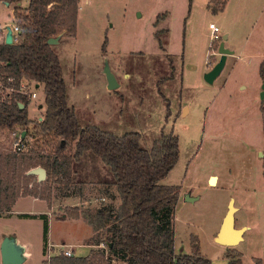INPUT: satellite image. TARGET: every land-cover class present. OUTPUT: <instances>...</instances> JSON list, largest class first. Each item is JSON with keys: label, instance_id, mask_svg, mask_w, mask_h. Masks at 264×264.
<instances>
[{"label": "rangeland", "instance_id": "rangeland-1", "mask_svg": "<svg viewBox=\"0 0 264 264\" xmlns=\"http://www.w3.org/2000/svg\"><path fill=\"white\" fill-rule=\"evenodd\" d=\"M207 3L79 0L75 35L58 34V42L51 46L61 64L68 104L81 125L94 124L116 135L138 132L141 146L147 149L162 133L178 137L177 161L161 180L179 186L173 217L175 252L191 253L196 242L199 253L212 264H226L228 252L241 254L243 264H255V258L264 264V154L259 155L264 153V138L258 73L264 55V0H232L225 11L217 13ZM26 4L27 0L20 1L21 6ZM11 18L12 7L0 0V23H10ZM211 22L219 27L221 39L211 40ZM227 31L231 38L225 43L235 52L228 55L212 83L203 79L200 83L199 68L207 67L205 51L214 49L218 61V45ZM2 34L0 29V38ZM105 56L119 84L112 90L106 87L102 72ZM36 92L42 109L27 106L34 121L45 108L43 86ZM11 144V131H0V150L10 149ZM85 160L75 166L78 176L72 178L71 191L85 179L79 176L83 168L90 176L86 179L92 181L85 197H99L103 188L94 182L111 174L99 158L86 154ZM209 174L218 175L217 183H209ZM52 187L55 196L50 207L32 195L15 202V210L38 214L0 215V244L14 234L24 239L21 264H42L47 259L44 237L54 244H64L61 239L66 247L72 244L75 256L89 251L91 225L84 218L77 222L57 218L65 206L78 205L80 199L73 197L75 193L65 198ZM187 195L195 199L186 200ZM231 197L241 207L234 213L235 226L247 228L238 244L223 246L215 236ZM107 201L117 206L118 194L114 191ZM82 208L93 212L96 206ZM45 212L51 216L40 215Z\"/></svg>", "mask_w": 264, "mask_h": 264}, {"label": "trees", "instance_id": "trees-1", "mask_svg": "<svg viewBox=\"0 0 264 264\" xmlns=\"http://www.w3.org/2000/svg\"><path fill=\"white\" fill-rule=\"evenodd\" d=\"M2 1L15 4L12 12L19 19L21 32L19 39L11 44L0 40V81L6 87L15 88L24 78L42 83L45 108L42 119L34 121L29 118L25 96L15 92L6 99L0 96V131L21 129L25 131V139L33 138L27 152L0 150V215L10 213L17 199L28 195L45 200L50 207L55 185L65 198L75 193L73 197L80 199L78 205L65 206L59 216L74 219L82 216L92 227L94 234L88 243L93 248L86 256L52 255L42 264H117V261L121 264H212L199 253L196 242L191 253H177L174 249L173 217L179 186L163 184L161 180L177 161L178 137L162 133L147 149L141 146L138 132L116 135L94 124L81 125L74 108L68 104L61 64L47 39L58 34L75 35L79 0H28L25 6L19 4L21 0ZM226 2L209 0L207 7L217 13L224 9ZM102 49H105L104 43ZM208 59L209 66L216 62L214 55ZM258 73L264 81V58ZM20 102L24 107H20ZM259 110L264 138V99ZM61 140L64 143L59 147ZM86 154L99 158L111 174L108 179L98 178L94 182L103 188L99 197H85L86 186L92 181L86 179L90 176L83 168L79 176L85 179L76 182L71 191L72 178L78 176L75 166L86 163ZM37 166L46 170L42 181L36 175L27 174ZM114 191L119 198L117 206L107 201L112 199ZM92 205L96 206L93 212L82 208ZM40 215L48 216L47 213ZM44 238L46 251L48 239ZM226 258V264H243L241 254L228 252ZM254 262L262 264L259 258Z\"/></svg>", "mask_w": 264, "mask_h": 264}, {"label": "water", "instance_id": "water-1", "mask_svg": "<svg viewBox=\"0 0 264 264\" xmlns=\"http://www.w3.org/2000/svg\"><path fill=\"white\" fill-rule=\"evenodd\" d=\"M6 4L9 2L5 1ZM12 36L13 32L10 28V26H7V31L4 36V42L7 44L12 43ZM60 38V35L49 37L47 39L48 44H54L58 42ZM226 40V36L223 37V40L219 42L218 45V54L219 59L216 61L213 66L204 73L203 78L207 83H212L214 79L220 74L222 71L226 56L228 54H232L233 51L227 48L224 44ZM103 74L105 75L107 84L106 87L110 90L115 89L118 87V82L116 80L115 74L110 69L108 59L105 56L104 57V63H103ZM264 99V81H262L261 87H260V100ZM20 107H24V104L20 103ZM24 134V133H23ZM22 134V135H23ZM64 143V140H61L59 147L62 146ZM264 153L260 152L259 155H263ZM27 174H33L36 175L38 181H42L46 178V170L41 167L37 166L34 168H31L27 171ZM214 176H211L209 182H211V179ZM194 197L186 196V200L192 201L194 200ZM236 211V207L234 206V199L231 197L229 199L227 211L225 213V216L222 220V223L220 225V228L215 236V241L223 246H234L238 244L242 240V235L245 230L244 227L237 228L235 226V219H234V213ZM0 254H1V262L2 264H21L24 260V246L23 244L19 243L17 239L14 236H5L0 244Z\"/></svg>", "mask_w": 264, "mask_h": 264}, {"label": "built area", "instance_id": "built-area-1", "mask_svg": "<svg viewBox=\"0 0 264 264\" xmlns=\"http://www.w3.org/2000/svg\"><path fill=\"white\" fill-rule=\"evenodd\" d=\"M7 26H10L13 36H12V42H16L19 39L20 32H21V25L19 24V21L16 20V18L13 15L12 21L10 23H5L3 25H0V29L3 31V34L0 38L4 39L5 33L7 31ZM210 32H211V40H219L221 39V33L218 26H216L214 23L209 24ZM210 55H215V51L212 50ZM209 56L207 57V63L210 64ZM2 64V61L0 60V66ZM39 86H43L42 83L35 81L34 79H28L24 78L19 82L18 87H6L3 85V83L0 81V96L2 99H6L7 97H10L12 93H18L22 96H25L27 98V106L29 104H33L35 109H42V102H40V98L38 93L36 92V88ZM44 89V87H43ZM22 103V102H20ZM23 104V103H22ZM37 120H41L42 116L41 114L36 117ZM24 133V134H23ZM23 134V135H22ZM12 136V144L10 146V149L16 152H27L33 138L29 137L25 139V131L21 129H14L11 131ZM59 143V142H58ZM57 143V145H58ZM47 214H50V212H47ZM46 256L47 258L51 257L52 255H59L63 254L66 256L74 255L72 249L66 247L64 244H54L48 241L46 245Z\"/></svg>", "mask_w": 264, "mask_h": 264}, {"label": "crops", "instance_id": "crops-1", "mask_svg": "<svg viewBox=\"0 0 264 264\" xmlns=\"http://www.w3.org/2000/svg\"><path fill=\"white\" fill-rule=\"evenodd\" d=\"M207 1H209V0H207ZM231 1L232 0H227V2H226V5H225V7H224V11L229 7V5H230V3H231ZM4 2V1H3ZM27 2H28V0H27ZM79 2V1H78ZM5 3V2H4ZM19 4H20V2H19ZM5 5H10L11 7H12V10H13V7H14V3H8V4H6L5 3ZM25 6V5H24ZM241 6V5H240ZM243 7V6H242ZM264 7V6H263ZM261 8V12L262 13H264V8ZM223 12V11H222ZM11 21H12V18H11ZM10 21V22H11ZM5 23H9V22H3V23H0V25H3V24H5ZM212 23V22H211ZM224 36H226V40H225V42L228 40V39H230L231 38V32L230 31H227V33H224L223 34V36L222 37H224ZM224 42V44H225V46L227 47V48H229L230 50H232L233 51V53L235 52V50H234V47H232V46H230V45H227L226 43ZM243 50V49H242ZM208 50H206L205 51V56H206V61H207V57L209 56V54L211 53V52H209ZM232 53V54H233ZM232 54H228V55H232ZM218 55V54H217ZM228 55L226 56V60H227V58H228ZM183 57H184V54H183ZM214 58H215V56H214ZM264 58V55H262L261 56V59H260V61H259V64H260V62H261V60ZM216 59V58H215ZM225 63H226V61H225ZM195 66V65H194ZM193 66V69H195V67ZM213 66V65H212ZM212 66H209L208 65V63H207V67L205 68L204 67V65L202 66V68L200 67L199 68V70H200V72H199V74L201 75V80H200V78L198 79L199 81H200V83H201V81H202V79H203V81H205L204 80V78H203V75H204V73L206 72V71H208ZM224 66H225V64H224ZM259 67V66H258ZM191 68V67H190ZM190 68H189V71H190ZM224 68V67H223ZM192 69V70H193ZM223 70V69H222ZM221 73V72H220ZM218 77V76H217ZM183 79V78H182ZM215 80V79H214ZM206 82V81H205ZM261 101V100H260ZM260 101H259V104H260ZM184 108H186L187 109V111H188V106H185V105H183V109ZM260 112V111H259ZM260 115V118H261V114H259ZM262 123V122H261ZM211 176H214V178H215V180L217 179L218 180V175L217 174H209L208 175V181L210 180V178H211ZM210 183V182H209ZM217 183V182H216ZM96 187H100V185L98 184V185H96ZM98 191V190H97ZM36 200V199H35ZM74 206V205H73ZM234 206L236 207V211H238L241 207L240 206H236L235 204H234ZM236 211H235V213H236ZM42 212H44V211H42ZM225 212H226V210H225ZM225 212H224V214H225ZM10 213H14V214H22V213H28V214H36L37 212H33V211H27V210H15V204H14V206L12 207V210H11V212ZM10 213H8V214H10ZM41 213V212H40ZM46 213V212H45ZM62 213V212H61ZM7 214V215H8ZM38 214V213H37ZM43 214V213H42ZM224 214L222 215V217L224 216ZM51 215L49 214V216H47V217H50ZM57 216V215H56ZM58 219H60V220H64V219H68L69 217H67V216H63V217H57ZM224 218V217H223ZM69 219H71V220H73V221H81L83 218H82V216H80L79 218H76V219H74V218H69ZM222 220L223 219H221V221H220V223L218 224V228L220 227V225H221V223H222ZM241 227H244L245 229L247 228V225H245V224H241ZM218 230V229H217ZM92 233H93V231H92ZM14 234V233H13ZM92 235V234H91ZM14 237L17 239V241L19 242V243H21V244H24V239L23 238H21L20 236H18V235H16V234H14ZM91 237V236H90ZM49 240V239H48ZM62 240V243H64L65 244V241L63 240V239H61ZM51 242V241H50ZM51 243H53V242H51ZM88 246H89V251L91 250V248H93V245H91V244H89L88 243ZM68 248H70V249H72V251H73V254L75 255V253H74V250H73V246H72V244H70V245H68L67 246ZM42 250H43V247H42ZM89 251H88V253H89ZM44 253H46V251L44 250L43 251ZM87 253V254H88ZM86 254V255H87ZM86 255H83V256H86Z\"/></svg>", "mask_w": 264, "mask_h": 264}, {"label": "bare ground", "instance_id": "bare-ground-1", "mask_svg": "<svg viewBox=\"0 0 264 264\" xmlns=\"http://www.w3.org/2000/svg\"><path fill=\"white\" fill-rule=\"evenodd\" d=\"M216 182L215 178L213 177L211 183L214 184Z\"/></svg>", "mask_w": 264, "mask_h": 264}]
</instances>
